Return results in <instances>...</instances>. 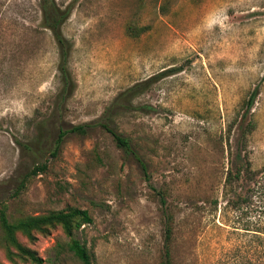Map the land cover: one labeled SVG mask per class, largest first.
Listing matches in <instances>:
<instances>
[{
	"label": "rangeland",
	"instance_id": "rangeland-1",
	"mask_svg": "<svg viewBox=\"0 0 264 264\" xmlns=\"http://www.w3.org/2000/svg\"><path fill=\"white\" fill-rule=\"evenodd\" d=\"M57 2L71 6L62 32L76 83L60 109L57 44L41 26L38 0H0V204L9 220L86 209L92 222L73 236L88 264H160L170 214L173 264L232 261L247 236L219 222L227 171L246 161L264 167V0ZM144 82L114 123L137 156L98 125L65 134L52 154L58 128L96 121L120 92ZM41 163L45 171L18 192ZM247 187L239 179L230 195ZM257 205L251 198L250 219ZM32 234L17 238L42 264H85L59 225ZM0 264H34L1 228Z\"/></svg>",
	"mask_w": 264,
	"mask_h": 264
},
{
	"label": "trees",
	"instance_id": "trees-1",
	"mask_svg": "<svg viewBox=\"0 0 264 264\" xmlns=\"http://www.w3.org/2000/svg\"><path fill=\"white\" fill-rule=\"evenodd\" d=\"M38 6L41 12V26L50 31L57 44L58 59L56 69L60 87L56 94V101L57 108L60 109L72 95L76 84L69 66L72 42L62 32V25L71 13V6H62L57 0H38ZM163 74H165V72L161 73L160 76H163ZM144 85L145 82L136 83L120 92L104 109L103 113L96 121L74 125L68 130L58 128L52 154L55 155L59 150L65 134L69 132L84 134L88 128L98 125L112 136L117 147L127 153H132L137 156L131 140L117 131L114 127V123L119 112L133 109L134 105L132 100L145 88ZM256 94L257 89L252 92L247 102L248 109L252 106ZM149 108L148 105L139 107L141 110H147ZM22 146L25 149H29L30 147L29 143H22ZM137 160L145 170V164L141 158L137 157ZM46 168L47 165L41 163L26 173L19 182L17 188L18 192L25 188L26 182L31 175H35L38 171H45ZM239 179H243L248 187L245 188L243 195L232 197L230 194L233 192L234 186ZM223 188V196L225 197L226 203L223 207V213H221V220H219V222L223 226L232 227L235 232H238L237 230H242L247 238L243 244L235 245L231 249L232 261L222 262L218 259L214 264H264V167L254 169L251 167V164L246 161L245 164L237 165L234 170L228 169ZM253 197H255L258 202V211L256 217L250 219V217H248L247 208ZM161 203H165L162 197ZM212 204L216 208L218 205L217 199H214ZM242 204L244 205L243 207ZM200 209L201 207H199V212ZM235 212H238L235 217L230 218V214ZM91 222L92 218L88 211L80 208L51 211L47 214L30 215L17 219L16 221H10L6 212V205L3 203L0 204V228L3 231L5 240L17 250L20 256L29 259L34 264H42L43 258L40 257L36 251L19 242L17 238L18 232L24 234L28 238H33V231L45 232L49 227L59 225L70 238L68 243L69 250L83 263L88 264L90 262V256L86 247L73 235L75 230ZM171 222L172 216L166 214L163 232V253L160 264H173L170 249L172 239ZM228 222L232 225H229ZM216 226L218 228L221 227L219 225ZM178 250L177 245V253Z\"/></svg>",
	"mask_w": 264,
	"mask_h": 264
}]
</instances>
